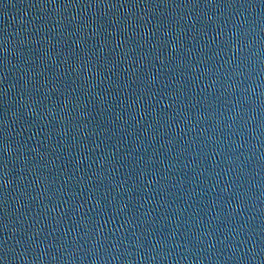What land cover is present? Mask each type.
Segmentation results:
<instances>
[{
  "label": "water",
  "instance_id": "95a60500",
  "mask_svg": "<svg viewBox=\"0 0 264 264\" xmlns=\"http://www.w3.org/2000/svg\"><path fill=\"white\" fill-rule=\"evenodd\" d=\"M0 264H264V0H0Z\"/></svg>",
  "mask_w": 264,
  "mask_h": 264
}]
</instances>
